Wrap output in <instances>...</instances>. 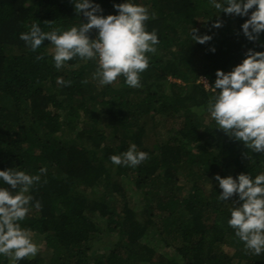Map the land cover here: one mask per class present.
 <instances>
[{"label":"trees","instance_id":"1","mask_svg":"<svg viewBox=\"0 0 264 264\" xmlns=\"http://www.w3.org/2000/svg\"><path fill=\"white\" fill-rule=\"evenodd\" d=\"M122 2L96 0L103 15L118 14ZM135 2L148 7L147 30L159 38L140 87L123 75L99 84L93 59L57 69L49 40L33 51L20 38L33 23L44 31L86 23L73 0H0V169L41 176L20 223L45 253L19 264H264L227 222L238 195L220 199L215 179L264 172V154L216 128L207 112L217 69L230 71L249 48L264 51V32L249 40L241 27L248 17L219 12L211 0ZM192 26L212 38L191 41ZM132 143L148 158L136 166L110 160ZM0 264L9 258L0 255Z\"/></svg>","mask_w":264,"mask_h":264},{"label":"clouds","instance_id":"2","mask_svg":"<svg viewBox=\"0 0 264 264\" xmlns=\"http://www.w3.org/2000/svg\"><path fill=\"white\" fill-rule=\"evenodd\" d=\"M73 3L76 12L88 18L86 23L82 21L79 26L67 29L54 27L50 31L33 23L28 31L20 33V38L33 51L49 40L55 46L52 60L57 69L77 56L93 59L97 61L93 75L99 84H111L123 75L127 85L140 87V74L149 66L148 53H155L159 44L157 32L147 30L146 21L151 15L148 7L135 0H123L114 4L118 14L103 15L96 0H73ZM211 3L219 12L248 17L241 27L249 40H258L264 32V0H211ZM213 26L220 27L221 22L218 20ZM93 28L98 29L95 39L88 35ZM189 35L191 41L199 43L212 38L209 34L199 35L193 26ZM261 46L264 47V41ZM57 83L70 81L58 77ZM212 88L214 95L207 112L216 128L243 141L249 150L264 154V51L249 48L242 62L230 71L217 69ZM148 156L132 143L126 151L112 154L110 160L117 165L136 166ZM46 170L41 168L39 172ZM40 179L39 174L22 169H0V181L8 185L0 186V255L7 256L9 264H19L39 251L31 230L22 227L20 221L30 211L33 201L30 189ZM215 179L222 189L220 199L227 201L237 194L241 201L230 209L229 226L247 251L264 254V172L255 176L240 173L237 177L217 174ZM34 206L39 208L40 202L36 201Z\"/></svg>","mask_w":264,"mask_h":264},{"label":"rangeland","instance_id":"3","mask_svg":"<svg viewBox=\"0 0 264 264\" xmlns=\"http://www.w3.org/2000/svg\"><path fill=\"white\" fill-rule=\"evenodd\" d=\"M54 48H55L54 45L50 46V47H49V51L53 53ZM201 82L204 84L205 87H206V85H207V87H206L207 89L210 88V85H209L208 81H207L205 78H201ZM221 148H222V146H221V145H218L217 147L213 148L212 150H213V152H217V151H218L219 149H221ZM204 185H205L206 187L210 188L209 181H205ZM139 197H140L139 195H133V194H131V198H132L134 201H139V200H140V199H138ZM135 199H136V200H135ZM112 202H115V203L113 204V206H118V205L120 206V205H121V202H118V199H117V198H114V199L110 200V204H111ZM31 234H32V233H31ZM32 237H33L34 241L39 245V251H38L37 254H44V253H45V242H44L42 239H40V237L34 236L33 234H32ZM104 238H105V237H104ZM223 251H224L225 253H228V254H233V249H232L231 247H226V246H224V247H223ZM98 252H99V253H102L103 251H102L101 249H99Z\"/></svg>","mask_w":264,"mask_h":264}]
</instances>
